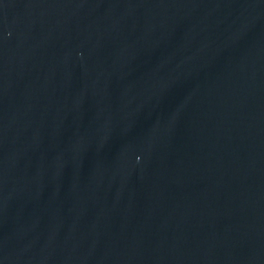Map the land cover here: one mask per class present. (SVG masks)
<instances>
[{"label": "water", "instance_id": "95a60500", "mask_svg": "<svg viewBox=\"0 0 264 264\" xmlns=\"http://www.w3.org/2000/svg\"><path fill=\"white\" fill-rule=\"evenodd\" d=\"M0 264H264V0H0Z\"/></svg>", "mask_w": 264, "mask_h": 264}]
</instances>
